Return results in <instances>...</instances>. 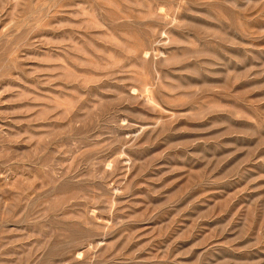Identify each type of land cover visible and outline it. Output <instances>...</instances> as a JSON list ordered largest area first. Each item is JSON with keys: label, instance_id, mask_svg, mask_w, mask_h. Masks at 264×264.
I'll list each match as a JSON object with an SVG mask.
<instances>
[{"label": "rangeland", "instance_id": "1", "mask_svg": "<svg viewBox=\"0 0 264 264\" xmlns=\"http://www.w3.org/2000/svg\"><path fill=\"white\" fill-rule=\"evenodd\" d=\"M0 264H264V0H0Z\"/></svg>", "mask_w": 264, "mask_h": 264}]
</instances>
